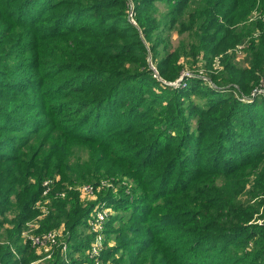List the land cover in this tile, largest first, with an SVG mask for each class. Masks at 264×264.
Instances as JSON below:
<instances>
[{
  "label": "trees",
  "instance_id": "1",
  "mask_svg": "<svg viewBox=\"0 0 264 264\" xmlns=\"http://www.w3.org/2000/svg\"><path fill=\"white\" fill-rule=\"evenodd\" d=\"M184 73L204 108L192 87L166 85ZM255 90L264 0H0V264H66L60 248L37 263L28 225L63 229L68 264L87 261L102 202L116 211L102 264H264ZM83 186L93 200L81 202Z\"/></svg>",
  "mask_w": 264,
  "mask_h": 264
},
{
  "label": "built area",
  "instance_id": "2",
  "mask_svg": "<svg viewBox=\"0 0 264 264\" xmlns=\"http://www.w3.org/2000/svg\"><path fill=\"white\" fill-rule=\"evenodd\" d=\"M128 14L129 22L135 24L132 5L129 7ZM193 76L194 75L192 73H184L176 83L172 84H174L175 87L179 86L185 80V78H191ZM256 95L264 96V90H255L251 94V97ZM53 182L54 180L44 182L43 196H46L51 192V189L54 185ZM77 190L80 193L81 202H88L94 199L91 187L83 186L77 188ZM60 196L64 197L65 194L63 193ZM110 215H112L111 208L105 202L99 203L94 208L93 212L90 213L87 220L86 234L90 236L91 241L87 251L84 253L87 261H85L83 264H102V254L106 249L104 233L106 229L105 224ZM22 238L27 241L32 248H35L41 255V258L37 260V263L51 260L55 249L60 248L61 252L63 253L65 263L68 264L69 261L66 257L68 246L64 241L63 229H55L43 232L41 234H36L33 232L28 233L26 231L22 234Z\"/></svg>",
  "mask_w": 264,
  "mask_h": 264
},
{
  "label": "rangeland",
  "instance_id": "3",
  "mask_svg": "<svg viewBox=\"0 0 264 264\" xmlns=\"http://www.w3.org/2000/svg\"><path fill=\"white\" fill-rule=\"evenodd\" d=\"M130 5H132V4H130L129 3V7H130ZM132 7H133V5H132ZM159 11L160 12H165L167 9H166V6L165 5H160L159 6ZM128 12H129V8H128ZM128 16H129V14H128ZM128 18V17H127ZM178 39H179V37L177 36V35H175L174 34V36H173V39H172V42H173V44L174 45H176L177 44V41H178ZM234 54H235V57H234V62L235 63H237L239 66H246L247 65V57H248V55H247V53H246V49H245V47H244V45L243 44H240V46L239 47H237L234 51ZM230 54H232V53H230ZM217 58H220V57H217ZM215 59L214 60V62H213V68L215 69V70H222V68H221V65H220V59ZM151 66V65H150ZM152 68V67H151ZM192 70H201L204 74H206V70H205V68L201 65H198V66H194V67H192L191 68ZM153 70V69H152ZM199 74H201L200 72H199ZM154 78L156 77L157 78V76L155 75V76H153ZM195 81V79L194 80H187L186 82H182L181 83V89H186V88H193L192 90L194 91V92H197L198 94L197 95H195V96H192V98H191V102H193V103H195L197 106H199L200 108H204V103H205V101H206V99H205V97H204V94L203 93H201V92H199V89H198V83L196 82H194ZM166 85L167 86H169V87H175L174 86V84H170V83H166ZM202 86H204V88L205 87H209V86H207V85H205V84H203ZM214 89V88H213ZM213 89H211V90H213ZM215 91H217V92H219V93H224V92H222V90H224V88H220L219 90H217V89H214ZM226 90V89H225ZM259 97H261V98H259L258 100H263L264 98L262 97V96H259ZM263 98V99H262ZM184 99H187L186 97H184ZM257 100V101H258ZM189 102V101H188ZM239 102H241L242 104H245V105H249V104H251L252 102H253V100L252 99H247V98H240L239 99ZM207 108V107H206ZM205 108V109H206ZM188 110V109H187ZM259 110V109H258ZM260 112L261 111H263V110H259ZM111 211H112V214H116V211L113 209H111ZM116 226V225H115ZM28 227L30 228V230H28L27 232L28 233H30V232H35L34 230H35V228H37V227H33V226H31V225H28ZM37 254H38V256L40 255L38 252H37ZM41 256V255H40Z\"/></svg>",
  "mask_w": 264,
  "mask_h": 264
},
{
  "label": "crops",
  "instance_id": "4",
  "mask_svg": "<svg viewBox=\"0 0 264 264\" xmlns=\"http://www.w3.org/2000/svg\"><path fill=\"white\" fill-rule=\"evenodd\" d=\"M73 258L75 259V260H77V261H81L82 259H83V257H81L79 254H75L74 256H73ZM85 262V261H84ZM83 262V263H84ZM82 263V264H83Z\"/></svg>",
  "mask_w": 264,
  "mask_h": 264
},
{
  "label": "water",
  "instance_id": "5",
  "mask_svg": "<svg viewBox=\"0 0 264 264\" xmlns=\"http://www.w3.org/2000/svg\"><path fill=\"white\" fill-rule=\"evenodd\" d=\"M255 97V96H252V98Z\"/></svg>",
  "mask_w": 264,
  "mask_h": 264
}]
</instances>
